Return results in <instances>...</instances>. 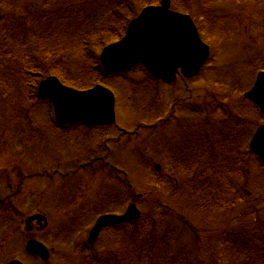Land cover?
I'll use <instances>...</instances> for the list:
<instances>
[{
  "label": "rangeland",
  "instance_id": "1",
  "mask_svg": "<svg viewBox=\"0 0 264 264\" xmlns=\"http://www.w3.org/2000/svg\"><path fill=\"white\" fill-rule=\"evenodd\" d=\"M13 1L9 16L16 27L19 19L25 21L18 14L42 8L45 0ZM60 2L79 8L80 22L71 26L77 36H69V42L78 37L87 43L84 50L65 48L53 69L83 81V71L90 72L91 65L100 72L91 57L98 59L112 31L120 35L145 4L160 0ZM170 4L202 21L197 25L205 26L200 33L211 47L207 63L197 75L177 73L170 82L148 80L140 67L110 80L117 95L116 120L101 130L82 124L57 129L48 103L33 101L35 90L27 87L17 67L7 69L0 63V80L10 82L12 94L7 98L0 85V263L14 256L25 264H95L93 259L108 264H242L247 259L240 258L239 250L251 234L257 248L264 249L251 232L262 229L264 235V164L249 148L254 131L264 124V113L243 95L257 72L264 71V0ZM116 11L128 15L124 28L119 26L121 14L113 15ZM28 43L35 45L33 39ZM7 44L12 45L0 37V48ZM43 78L31 80L37 85ZM160 116L173 123L158 133L162 120L153 118ZM155 163L161 164L160 171ZM162 178L170 181L171 190H163L158 183ZM13 186L17 190L10 193ZM42 186L44 192L32 197V208L23 212V198ZM130 202L140 211L136 224L121 225L111 235L102 231L91 245L90 259L76 249L86 242L98 209L122 213ZM159 204L165 208L162 212L156 211ZM35 212L46 215L48 224L28 231L24 221ZM133 228L144 230L137 243L130 238ZM30 238L47 245L51 254L46 262L23 254Z\"/></svg>",
  "mask_w": 264,
  "mask_h": 264
},
{
  "label": "water",
  "instance_id": "2",
  "mask_svg": "<svg viewBox=\"0 0 264 264\" xmlns=\"http://www.w3.org/2000/svg\"><path fill=\"white\" fill-rule=\"evenodd\" d=\"M209 55V47L200 40L197 29L188 15L169 10V0L158 6H146L132 19L123 38L103 48L100 54L104 70L111 74L124 71L136 64H143L152 74L164 80L175 78L178 67L187 77L195 75ZM37 94L49 98L53 113L59 123H84L103 125L115 119L114 95L101 86L78 91L67 87L55 76H49L39 84ZM264 111V71L258 73L253 87L245 93ZM250 149L264 162V124L253 134ZM139 211L130 204L123 215L100 216L89 233V242L95 241L100 229L127 220H135ZM41 220L43 216L28 218ZM26 250L47 259L46 247L29 240ZM7 264H22L12 260Z\"/></svg>",
  "mask_w": 264,
  "mask_h": 264
},
{
  "label": "trees",
  "instance_id": "3",
  "mask_svg": "<svg viewBox=\"0 0 264 264\" xmlns=\"http://www.w3.org/2000/svg\"><path fill=\"white\" fill-rule=\"evenodd\" d=\"M11 1L13 0H0V12L2 13L0 16V37L7 38V41L11 42V46L9 44L4 45L3 48H0V63H2L3 67H7V69H18V75L23 79L26 80L27 87H30V84H33L31 78H34L39 75H49L54 74L58 76L63 82H66L67 84H70L72 86H81V87H87L91 86L94 83L97 82H104V78L107 77L102 70L98 72V69H94V64L90 67V72L86 69H84V75L83 81L80 78H71L70 74L67 72L66 74L60 73L58 71L59 69H53L59 59V55H61V52L66 48V50L71 49L73 52L76 49H86L85 47H82L87 42H85L81 38H70L71 42H69L68 37H74L77 36V32L75 34L71 32V26L72 24H76V22L79 21L78 17V9L79 8H69L71 4L68 6H65L64 3H61L62 0H45L42 2V8L37 7L35 10L30 11L27 14L21 13L17 11V8L14 9L13 12H16L19 17H25L24 23H21V21L18 20V25L15 27L12 22L13 19L10 21L9 11L12 10L14 7L11 4ZM14 2V1H13ZM203 3L205 4V0H203ZM58 5V6H57ZM46 6V7H45ZM57 6V7H56ZM131 9V8H129ZM106 11V10H105ZM121 14L120 16V24L123 23V28L125 27L124 23H126V20H128V15L124 14V12H113V15ZM6 14V18L2 21L3 15ZM64 14L62 16V22L59 23V15ZM106 14V13H104ZM42 17V19H40ZM203 28V27H202ZM201 28V29H202ZM121 29V28H119ZM119 29H116L119 31ZM110 30V29H109ZM122 30V29H121ZM12 32V33H11ZM15 32V33H14ZM123 32V31H122ZM8 34H11L10 38L7 36ZM122 34V33H121ZM120 34V35H121ZM62 35V36H61ZM120 35H113L112 31V38L109 39L108 42H112L115 39L119 38ZM61 36V38L59 37ZM59 37V38H56ZM114 37V38H113ZM49 38H54L53 41H50ZM102 38L101 36H97V39ZM33 39L35 42V45L29 46L28 41ZM68 39V40H67ZM95 38V44H98V40ZM88 40V38L86 39ZM101 40V39H100ZM106 40V39H105ZM42 44V45H41ZM43 47V49H42ZM87 54H89L88 50H86ZM38 55L41 56L38 57ZM94 58V57H91ZM37 59L40 60L39 64L37 63ZM94 61V60H92ZM47 63V64H46ZM49 64V65H48ZM10 67V68H9ZM58 68V67H57ZM54 70H57L58 73L54 72ZM28 77V78H27ZM80 79V80H77ZM1 85V91L5 95H8L7 98H10L12 96L11 94V84L9 82L6 83L3 80H0ZM29 88L26 89L25 98L29 100V98L32 97V94L28 91ZM183 170L182 168H176V171L179 172ZM167 186L166 188L168 190L172 189V185H170V181L167 180ZM215 185L213 186V188ZM157 205V204H156ZM160 205V204H159ZM163 207L161 204L160 206L156 207V211H160ZM131 224H136V222H132ZM150 225L147 224V226ZM144 231L141 228H133L129 231L131 235V239H135L138 241V237H140L141 232ZM263 230L260 229L258 232L254 229L251 230L252 233H258L254 234V237L259 238L262 242V245L264 247V235ZM248 240L243 239L242 244L244 247L248 248V252L245 250L243 246L240 247L239 252L240 258L243 257L247 260H244V263L242 264H264V249L257 248V243L254 241L253 234L250 236H247ZM243 250L245 252H243ZM184 256V255H182ZM185 257V256H184ZM98 264H108L106 262L98 260Z\"/></svg>",
  "mask_w": 264,
  "mask_h": 264
},
{
  "label": "flooded vegetation",
  "instance_id": "4",
  "mask_svg": "<svg viewBox=\"0 0 264 264\" xmlns=\"http://www.w3.org/2000/svg\"><path fill=\"white\" fill-rule=\"evenodd\" d=\"M35 223H36L35 221L29 223V225H28L29 227H28V228H29V229H30V228L33 229L34 226H35ZM36 226H37V225H36Z\"/></svg>",
  "mask_w": 264,
  "mask_h": 264
}]
</instances>
